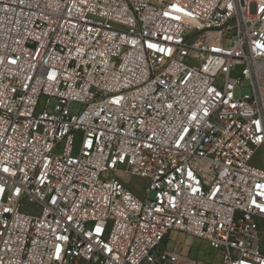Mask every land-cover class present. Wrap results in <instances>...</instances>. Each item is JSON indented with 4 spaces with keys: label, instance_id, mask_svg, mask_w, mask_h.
Segmentation results:
<instances>
[{
    "label": "built area",
    "instance_id": "built-area-1",
    "mask_svg": "<svg viewBox=\"0 0 264 264\" xmlns=\"http://www.w3.org/2000/svg\"><path fill=\"white\" fill-rule=\"evenodd\" d=\"M170 232L264 264V0H0V264H187Z\"/></svg>",
    "mask_w": 264,
    "mask_h": 264
},
{
    "label": "rangeland",
    "instance_id": "rangeland-1",
    "mask_svg": "<svg viewBox=\"0 0 264 264\" xmlns=\"http://www.w3.org/2000/svg\"><path fill=\"white\" fill-rule=\"evenodd\" d=\"M250 93V88L248 87V83L245 82L244 88L235 91V97L238 98L239 95H248ZM54 101L51 102L49 111H52L54 107ZM43 106V99L40 101V107ZM81 109V104L73 103L70 107V114H77ZM78 136V134H77ZM78 139L75 142V149L77 148ZM254 160L258 162L263 161L262 152L259 151L256 153ZM120 181L124 184V186L138 199L143 200L145 198L144 189L147 186L146 180L134 176H129L124 173H121ZM153 194L149 196V199H152ZM24 210L33 211L34 206L31 204H25ZM262 244L264 245V238L262 240ZM162 249L166 251H174L182 256L188 257L187 264H208L212 261L216 252L206 248L203 242H200L192 237L183 235L181 233L170 232L168 238L164 241L162 245Z\"/></svg>",
    "mask_w": 264,
    "mask_h": 264
}]
</instances>
